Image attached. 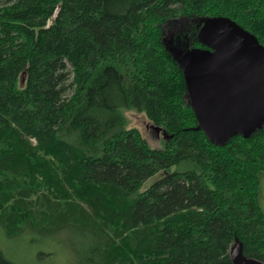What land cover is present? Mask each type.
<instances>
[{"label":"trees","instance_id":"obj_1","mask_svg":"<svg viewBox=\"0 0 264 264\" xmlns=\"http://www.w3.org/2000/svg\"><path fill=\"white\" fill-rule=\"evenodd\" d=\"M215 17L264 46V0H0L1 236L70 234L78 264H233L238 240L264 263V129L210 143L163 41Z\"/></svg>","mask_w":264,"mask_h":264},{"label":"water","instance_id":"obj_2","mask_svg":"<svg viewBox=\"0 0 264 264\" xmlns=\"http://www.w3.org/2000/svg\"><path fill=\"white\" fill-rule=\"evenodd\" d=\"M198 35L205 48L169 50L183 68L198 129L216 147L238 136L250 139L264 129V46L226 17L206 19ZM236 242L239 246L230 251L233 264H264L245 256L243 243Z\"/></svg>","mask_w":264,"mask_h":264},{"label":"rangeland","instance_id":"obj_3","mask_svg":"<svg viewBox=\"0 0 264 264\" xmlns=\"http://www.w3.org/2000/svg\"><path fill=\"white\" fill-rule=\"evenodd\" d=\"M205 21V18H196L173 23L163 36L166 48L187 53L191 49V42L199 37L197 31ZM126 117L128 128L139 129L152 147H162L165 135L156 130L146 115L129 111ZM151 183L152 179L147 182L146 187ZM261 187L260 202L264 209V179ZM69 235L64 233L59 236L46 235L45 237L38 233L26 232L14 239H6L0 235V249L9 260L16 264H78L76 251L80 247V243L71 240ZM238 246V242H236L231 249L235 250Z\"/></svg>","mask_w":264,"mask_h":264}]
</instances>
